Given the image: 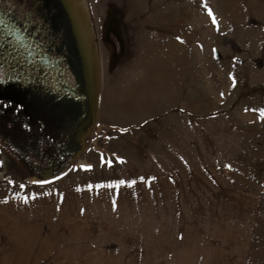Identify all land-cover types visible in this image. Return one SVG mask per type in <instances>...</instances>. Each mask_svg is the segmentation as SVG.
Segmentation results:
<instances>
[{"label": "rangeland", "instance_id": "374dc122", "mask_svg": "<svg viewBox=\"0 0 264 264\" xmlns=\"http://www.w3.org/2000/svg\"><path fill=\"white\" fill-rule=\"evenodd\" d=\"M78 3L96 109L0 100V264H264V0Z\"/></svg>", "mask_w": 264, "mask_h": 264}, {"label": "flooded vegetation", "instance_id": "af4514ba", "mask_svg": "<svg viewBox=\"0 0 264 264\" xmlns=\"http://www.w3.org/2000/svg\"><path fill=\"white\" fill-rule=\"evenodd\" d=\"M79 5L78 0H0L2 27L17 34L18 54L24 53L22 46L33 54L30 61L17 58L13 63L12 56L7 65L1 61L0 67H6L0 80V100L16 102L27 117L41 119L43 124L36 121L43 127L52 120L55 124L50 128L66 129L67 136H74V146L86 136L88 124L84 103L69 89L78 87L83 79L81 51L93 90L96 73L89 25L80 16ZM62 9L70 18V29Z\"/></svg>", "mask_w": 264, "mask_h": 264}, {"label": "water", "instance_id": "95a60500", "mask_svg": "<svg viewBox=\"0 0 264 264\" xmlns=\"http://www.w3.org/2000/svg\"><path fill=\"white\" fill-rule=\"evenodd\" d=\"M1 21H4V19L0 18V45H4L7 44L9 45V47L11 48L13 47H17L15 50H6V54L8 55V57L12 58V62L13 63H17V58H23V61H27V60H32L33 58V54L31 52H29L24 46H22V50L24 51V53L22 54H18L19 52V46H18V38H17V34L11 31H7L5 28L2 27V23ZM81 49V48H80ZM20 53V52H19ZM16 56H13L15 55ZM80 58H82V63H83V79L80 82V84L78 85V87H73L70 86L69 89L71 90V92L73 94L77 95V98L80 99L84 105H85V115L87 117L88 122L91 120L92 116L94 115V111L96 109V104L94 101V90H93V84L91 83L90 80V75H88V68H87V64L85 62V56L82 53V51L80 52ZM41 66H44L43 62H39Z\"/></svg>", "mask_w": 264, "mask_h": 264}, {"label": "bare ground", "instance_id": "6f19581e", "mask_svg": "<svg viewBox=\"0 0 264 264\" xmlns=\"http://www.w3.org/2000/svg\"><path fill=\"white\" fill-rule=\"evenodd\" d=\"M81 7V11H80V16L81 17H83L84 15H85V18H87L88 20H87V23L89 22V16H87V12H86V8H84V6L82 7V6H80ZM148 56H150L149 54H148ZM96 83H97V79H96V73H95V84H94V87L96 86Z\"/></svg>", "mask_w": 264, "mask_h": 264}, {"label": "snow or ice", "instance_id": "6c2138e0", "mask_svg": "<svg viewBox=\"0 0 264 264\" xmlns=\"http://www.w3.org/2000/svg\"><path fill=\"white\" fill-rule=\"evenodd\" d=\"M209 15H211V12H209ZM212 23H213V24L216 23L215 18H213ZM261 115L264 116V110L261 111ZM120 183L123 184V183H125V181H120ZM133 183H134V181H133Z\"/></svg>", "mask_w": 264, "mask_h": 264}, {"label": "crops", "instance_id": "0c3cea01", "mask_svg": "<svg viewBox=\"0 0 264 264\" xmlns=\"http://www.w3.org/2000/svg\"><path fill=\"white\" fill-rule=\"evenodd\" d=\"M166 202L168 203V197L167 196H166ZM168 244H169L168 243V240L167 239H164V247L167 246Z\"/></svg>", "mask_w": 264, "mask_h": 264}]
</instances>
